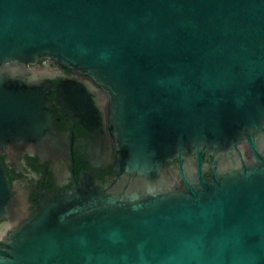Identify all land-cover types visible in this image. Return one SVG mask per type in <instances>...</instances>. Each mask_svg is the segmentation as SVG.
I'll return each mask as SVG.
<instances>
[{
	"label": "water",
	"instance_id": "95a60500",
	"mask_svg": "<svg viewBox=\"0 0 264 264\" xmlns=\"http://www.w3.org/2000/svg\"><path fill=\"white\" fill-rule=\"evenodd\" d=\"M41 58L108 97L113 178L23 219L0 159V264H264V0H0V156L51 136Z\"/></svg>",
	"mask_w": 264,
	"mask_h": 264
},
{
	"label": "flooded vegetation",
	"instance_id": "af4514ba",
	"mask_svg": "<svg viewBox=\"0 0 264 264\" xmlns=\"http://www.w3.org/2000/svg\"><path fill=\"white\" fill-rule=\"evenodd\" d=\"M22 79L32 87L51 84L55 88L46 93L50 138L5 144L0 156L12 190L23 199L21 208L26 219L43 194L68 190L84 174L109 183L116 150L109 128L108 97L91 77L41 58L27 65ZM176 189H183V185ZM4 221L7 219H0V224ZM5 240L6 236L0 239V246Z\"/></svg>",
	"mask_w": 264,
	"mask_h": 264
}]
</instances>
